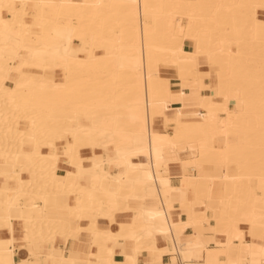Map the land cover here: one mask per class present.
<instances>
[{
  "label": "bare ground",
  "instance_id": "obj_1",
  "mask_svg": "<svg viewBox=\"0 0 264 264\" xmlns=\"http://www.w3.org/2000/svg\"><path fill=\"white\" fill-rule=\"evenodd\" d=\"M261 40L264 0H0V264H264Z\"/></svg>",
  "mask_w": 264,
  "mask_h": 264
},
{
  "label": "crops",
  "instance_id": "obj_2",
  "mask_svg": "<svg viewBox=\"0 0 264 264\" xmlns=\"http://www.w3.org/2000/svg\"><path fill=\"white\" fill-rule=\"evenodd\" d=\"M201 69V73L206 74L205 72L209 71L210 69V65L208 63H201L199 66V70ZM165 75H167L172 82L174 83L175 87L180 83V80L178 79V76L176 74V70L175 68L173 69L172 67L168 68L165 72ZM217 78L215 76L212 77V79H209L206 76H202L201 78H199V86L200 89L205 92V93H209L211 85L214 83H217ZM178 83V84H177ZM191 90V88H185L186 92H189ZM232 98V99H231ZM217 101H221V98H215ZM230 107L231 108H235L236 110H239L242 107L241 104V100L238 98V94L235 92H231L230 93ZM233 102V103H232ZM223 141V138L220 137L218 139V143L221 144ZM185 154V151H184ZM217 163H208V164H204L202 166V173L208 176H219L223 173V167ZM204 167V168H203ZM196 171V169H195ZM207 173V174H206ZM190 196H192V194H190ZM224 209V208H223Z\"/></svg>",
  "mask_w": 264,
  "mask_h": 264
},
{
  "label": "rangeland",
  "instance_id": "obj_3",
  "mask_svg": "<svg viewBox=\"0 0 264 264\" xmlns=\"http://www.w3.org/2000/svg\"><path fill=\"white\" fill-rule=\"evenodd\" d=\"M261 16L263 17V14H262ZM262 42H264V41L261 40V42H259L260 45H261V46H259V48H260L261 50L256 54V57H257V56L259 57V56H263V55H264V44H263ZM262 46H263V47H262ZM257 65H258V66L260 65L259 68H264V65L261 64V63H258ZM262 75H263V74H262ZM239 77H242V76L240 75ZM262 79H263V80H262ZM246 80H247V79H245V80L243 81V83H246L245 85L248 86L249 89H243L242 87L239 88V85H238L237 82L233 83V85H234L235 87H238V88H236V91H233V92L237 93V94H238V97H240L241 99L252 97V95L255 94L254 91H255L256 87L264 83V75H263V76H260L258 79H255L254 81H248V80L246 81ZM241 85H242V84H241ZM246 86H245V87H246ZM235 87H234V88H235ZM245 87H244V88H245ZM253 93H254V94H253ZM257 125H258V126H256V127H258L257 129H259L260 131L264 130V122H261L260 124H257ZM249 138H251V139H250L251 141H256V140H258L257 137L254 136V135H253V136H250ZM251 170H252V169H251Z\"/></svg>",
  "mask_w": 264,
  "mask_h": 264
}]
</instances>
